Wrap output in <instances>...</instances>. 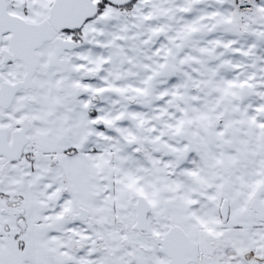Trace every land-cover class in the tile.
Returning a JSON list of instances; mask_svg holds the SVG:
<instances>
[{"label": "snow or ice", "instance_id": "1", "mask_svg": "<svg viewBox=\"0 0 264 264\" xmlns=\"http://www.w3.org/2000/svg\"><path fill=\"white\" fill-rule=\"evenodd\" d=\"M0 264H264V0H0Z\"/></svg>", "mask_w": 264, "mask_h": 264}]
</instances>
